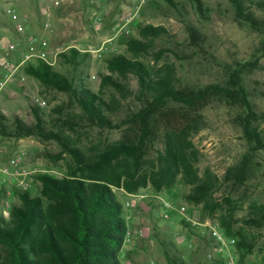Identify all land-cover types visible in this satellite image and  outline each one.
<instances>
[{
	"label": "rangeland",
	"instance_id": "1",
	"mask_svg": "<svg viewBox=\"0 0 264 264\" xmlns=\"http://www.w3.org/2000/svg\"><path fill=\"white\" fill-rule=\"evenodd\" d=\"M151 1L158 5L150 4ZM174 2L177 8L165 0H0V85L5 83L0 90V110L8 120L6 124L10 126L16 118L34 124L32 96L38 95L47 101V107L41 109L45 128L60 134L85 155H97L115 144L135 139L130 119L142 108L137 78L128 77L131 94L126 100L120 99L112 88L104 87L101 81V74L114 75L106 60L117 55L137 59L157 72L171 65L181 86L193 90L225 85L228 73L236 66L258 61L259 66L244 75L243 83L256 110L264 112V0L244 2L255 24L240 16L231 0H199V4L192 0ZM9 8L17 10L19 21L28 26L27 33H17L14 20L7 15ZM96 16L100 18L98 24H95ZM130 17L133 20L127 25L126 18ZM146 25L164 27L168 35L155 41L151 54L135 56L121 40L124 36L140 39L139 29ZM43 39L49 43L50 60L56 59L52 66L55 71L75 79L77 85L89 87L116 108L106 114L111 125L102 126L89 120L68 95L47 88L23 67L17 69L31 42L39 44ZM10 44L16 46L12 53L7 50ZM103 45L108 49L105 53L89 52ZM73 48L90 57L79 60V66L68 64L62 54ZM160 50L164 52L163 57L156 61L153 53ZM12 70L16 71L10 76ZM202 113L205 126L192 138L200 153V176L204 177L210 170L219 178L221 184L214 198L226 209L230 208L226 201L233 202L230 210H235L234 233L242 229L249 232L254 248L246 256L245 264H264V228L251 230L244 223L252 215L253 202L264 203V152H253V145L241 126L244 112L237 102L215 96ZM60 120H71L73 126ZM256 126L264 135V121ZM161 149L162 138L156 136L148 144L147 158L153 160ZM60 152L61 145L56 140L0 135V189L6 191L0 212L5 210L7 216L11 206L19 204L17 190H22L15 178L2 171L9 167L10 160L22 158L23 169L31 174L29 190L37 196L41 190L37 175L61 178L72 164L70 155L62 153L59 157ZM248 154L259 171L244 187L236 189L226 181L227 172L240 165ZM114 191L123 204L133 200V209L126 211L125 217L131 216L128 222L132 230L144 234L126 240L122 249L123 264H174V260L180 264H227L226 253L215 251L209 238H201L196 228L185 223L179 214L174 216V225L164 221L151 188L137 194H130L125 188H114ZM191 192L192 187L180 177L174 188L160 195L178 208L186 207L196 221H211L220 226V213L204 217L203 204H191L185 199ZM137 196L146 197L135 199ZM8 257L0 248V264Z\"/></svg>",
	"mask_w": 264,
	"mask_h": 264
},
{
	"label": "trees",
	"instance_id": "2",
	"mask_svg": "<svg viewBox=\"0 0 264 264\" xmlns=\"http://www.w3.org/2000/svg\"><path fill=\"white\" fill-rule=\"evenodd\" d=\"M165 1L177 8L174 0ZM231 1L240 16L255 24L245 0ZM150 4L157 6L158 2ZM139 35L140 39L124 36L121 41L135 56H145L152 53L155 41L165 38L168 32L161 26L146 25L140 27ZM153 54L159 61L164 52ZM62 57L68 64L79 66L81 62L78 61L90 54H81L73 48ZM106 62L117 77L101 74L102 85L112 88L120 99L126 100L131 94L128 77L133 75L138 81L142 108L130 119L135 134L131 141L115 144L97 155H85L60 134L45 128L42 108L32 105L35 120L32 125L16 118L8 126L0 110L1 136L56 140L61 145L59 157L67 153L73 161L61 178L37 175L41 183L39 195L33 196L29 189L17 190L19 204H13L7 216L5 210L0 212V248L9 255L1 264H123L122 249L132 229L125 217L126 203L117 198L114 188H125L130 194L151 188L155 192L153 198L161 197L164 190L175 187L180 177L192 187L185 199L191 204H203L204 217L220 213V227L228 237L237 240L239 263L245 264L246 256L254 248L249 232L242 229L234 233L235 210H230L234 204L227 200L230 208L226 209L214 198L220 180L210 170L204 177L200 176V153L192 138L205 126L202 109L212 97L219 96L240 105L244 112L241 126L246 139L253 145V152H264V135L256 126L264 121V112L256 110L243 83L244 75L257 68L259 62L236 66L228 73L225 85H210L198 90L182 87L171 65L157 72L125 55L112 56ZM22 69L47 88L68 95L89 120L102 126L111 125L106 114L116 108L89 87L77 85L75 79L55 71L43 61L38 60ZM60 122L73 126L71 120ZM156 136L162 138V149L153 160L148 159V144ZM258 171L252 155L248 154L240 165L228 170L226 181L241 189ZM5 198L6 191L1 188L0 202ZM252 206V215L244 223L248 229L260 230L264 228V203L253 202ZM173 263L180 264L176 260Z\"/></svg>",
	"mask_w": 264,
	"mask_h": 264
},
{
	"label": "built area",
	"instance_id": "3",
	"mask_svg": "<svg viewBox=\"0 0 264 264\" xmlns=\"http://www.w3.org/2000/svg\"><path fill=\"white\" fill-rule=\"evenodd\" d=\"M59 2H56V5L59 6ZM7 15H9L15 22L14 26L19 34L27 33L28 26L22 22L19 21V14L16 9L9 8L7 10ZM133 18H126V23L129 25L132 22ZM100 21V18L96 16L95 18V24H98ZM7 50L9 53H12L16 50V46L14 44H10L7 47ZM108 49L105 45H103L99 50L93 51L89 50V52H95L99 53L100 55L102 53H105ZM50 49H49V43L47 40L43 39L39 42V44H36L35 41L31 42L30 50H28L27 53L24 54L21 64L17 67V69L27 66L35 61H43L47 63L50 66H54L56 63V59L53 60V62L50 60ZM7 68H9V63L6 64ZM16 70H12L10 72V76H13L15 74ZM5 86V83H1L0 90L3 89ZM32 102L33 105L39 107V108H45L47 107V101L44 100L42 97L38 95L32 96ZM3 173L6 175H9L12 178H15L18 181V186L22 190H28L30 188V182L29 177L30 173L23 169L22 167V158L16 157L10 160L9 167L2 170ZM146 196H137L135 199H144ZM161 206L162 209V218L164 221L175 224L173 220V214H179L184 221H186L191 226L195 227L197 234L201 238H209V240L212 242V244L215 247V251L217 252H225L226 253V263L227 264H241L239 263V255L237 253L236 245L237 240L233 237H228L226 233L223 231V229L217 225L212 223L211 221L206 222H198L193 217L190 216L188 210L186 207L178 208L173 203L167 201L163 197L155 196L154 197ZM126 209L131 212L134 206L133 200H129L125 204ZM128 221L131 220V216H129ZM137 235V237H143V232H137L134 230H129L127 234L128 241L132 240L134 236Z\"/></svg>",
	"mask_w": 264,
	"mask_h": 264
}]
</instances>
